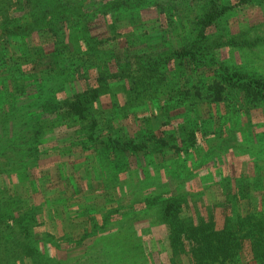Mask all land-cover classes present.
I'll return each instance as SVG.
<instances>
[{"label": "rangeland", "instance_id": "rangeland-1", "mask_svg": "<svg viewBox=\"0 0 264 264\" xmlns=\"http://www.w3.org/2000/svg\"><path fill=\"white\" fill-rule=\"evenodd\" d=\"M128 1V7L113 8L115 17L135 20L134 15L141 14L146 23L160 19L161 29L170 25L167 16L175 8L182 10V18L188 17L184 22L188 27H196L197 18L211 2L160 0L168 11L165 16L152 8L154 0ZM217 1L231 7L212 30L211 45L222 39L221 46L212 51L218 65L264 81V0H247L242 6L240 0ZM34 2L31 12L23 14L13 0H0V30L8 20L4 19L7 10L12 16H29L34 27L43 30L52 26L51 19L75 14V8L84 6L86 0ZM104 2L108 5V0ZM100 22L106 25L103 18ZM187 26L180 31L177 25V34H188L191 29ZM39 36L35 35V40ZM52 76L30 78V85L18 99L24 107H17L16 100L9 97L12 87L4 85L6 79L0 74L4 85L2 88L0 83V173L17 169L21 179L16 181L19 187L16 182L9 188L0 183V214L25 221L32 230V245L44 256L37 260L23 257L14 264H204L193 257L198 242L192 238L195 231L189 229L206 223H215L217 230L227 223L240 242L235 254L216 264H264V100L250 101L243 92L230 88L226 101L196 105L192 118L190 111H184L187 102L176 107L172 103L177 100H160L171 89L166 84L177 83V78L168 83L144 77V107L131 102L126 106L127 96L117 97L122 108L115 109L111 128L119 133L120 145L125 144L123 133H136L141 146L121 151L107 148L110 141L106 136L91 141L87 129H69L67 133L66 128L52 130L51 121L42 123L41 113L34 111L35 116H31V109L42 105L43 92L61 89L62 79ZM187 77L195 93L194 86L200 80L211 82L213 73L208 70L207 74ZM206 85L200 87L208 91ZM115 90L120 94L128 91L121 87ZM30 94L33 99L27 97ZM128 108L138 111L134 121L122 120ZM1 109H14L10 122L15 125L7 123ZM166 110L172 114L168 126L163 125ZM188 121L189 133L185 135ZM103 123L99 134L106 135L108 122ZM158 139H165L167 146ZM64 169L73 185L65 181L71 198L61 205L63 201L56 194L64 193L63 183L53 182L51 176ZM170 202L176 204L173 217L166 212ZM13 222H8L12 229L0 224V253L15 250L12 241L18 230Z\"/></svg>", "mask_w": 264, "mask_h": 264}, {"label": "trees", "instance_id": "trees-1", "mask_svg": "<svg viewBox=\"0 0 264 264\" xmlns=\"http://www.w3.org/2000/svg\"><path fill=\"white\" fill-rule=\"evenodd\" d=\"M34 1L13 0L15 2L13 5L18 7L19 11H23V14H28L31 12L30 8L35 3ZM104 1L86 0L84 6L75 8L77 10L75 14L64 15L61 20L51 19L50 25L52 26L43 30L35 28L29 16L26 19L16 15L15 17L10 15L11 10H7L4 19L8 20L4 21L5 25L3 24V29L0 30V74H4V79H6L4 85L8 84L9 88L10 86L12 89L14 88V90H10L9 97L13 102L16 100L17 107H24L18 99H21L20 95H23V91L30 85L34 76L45 74L50 77L53 75L52 79L55 78L54 75L59 76L62 79L61 89L55 92L48 89L46 93L43 92L41 94L42 105L37 107V110L32 108L31 116H35L34 111H38L37 113H41L38 115L42 116V123L46 119L51 121L52 130L66 128L67 130L64 132L67 133L69 129L74 131L76 128L87 129L88 139L91 141L106 136L110 141L106 145L107 148L116 147L118 150L124 151L129 147L139 150L141 146L136 142L139 138L136 133L133 135L123 133L122 137L126 140L124 145H120L118 142L119 133L111 128L113 120L116 119L115 109L122 108V105L118 104L117 97L119 95L127 96L126 106L131 102L132 105L139 104L138 107H144V77L157 78L156 81L162 79V82L168 83L173 82L174 77L177 78V83L166 84L170 85L171 89L169 87L168 92H162L163 96L160 100L165 102L167 97L171 101L177 100L172 103L176 107L178 105L183 107L187 102L188 109L184 111H190L192 118V113L193 115L194 112L197 113L196 105L206 102L211 104L224 102L227 100L225 96L227 93L229 94L228 89L230 88L237 90V93L243 92V97L250 101L264 100L263 80L234 71L226 65H218L212 52L221 46L222 41V39L214 40V44H210L212 30L226 12L231 10V7L224 6L217 0H211L203 14L197 18L194 28H190L184 23L189 20L188 17L182 18V10L175 8V12H171V16H167L169 20L165 18L166 22L167 20L170 22V25L166 24L167 27L161 29L160 19L146 23L141 14H135L138 15L137 17L134 15L135 20H122L115 17L112 13L113 8L128 7L130 4L128 0H108V5ZM133 2L136 4L137 0ZM153 2L152 8L157 12L160 9L159 13L166 16L168 11L163 7L164 4L160 0ZM105 5L109 7L105 9ZM239 5H247V0H240ZM142 11L141 9L140 12ZM91 15L93 16L91 17ZM99 18L106 20V25L104 22L101 23ZM16 23L18 25H15ZM177 25L180 31L183 30L182 27L186 26L191 30L188 34L179 36L176 30ZM149 27L151 31L148 29ZM35 35H40L38 40H35ZM150 40H153V43ZM208 70L213 73L211 82L208 83L206 80L205 83L200 80L194 86L196 89L194 93L193 85L190 82L191 78H188L187 74H207ZM217 77H220L221 80H218ZM200 84H207L208 91L201 88ZM1 85L3 88L4 85L2 83ZM119 87L128 91L125 94H120L115 90ZM17 94L19 97L16 98ZM32 96V94L27 95L28 98L33 99ZM36 100L39 101V98ZM14 109H1L2 117L7 120V123H10L9 125H15L10 122ZM126 111L128 113L127 115L123 114L122 120L127 118L134 121L133 116H138L137 110L134 112L128 108ZM20 114H25V112ZM164 114L163 125L168 126L172 123L171 111L166 110ZM103 122H108L106 135L99 134L100 127L104 125ZM188 123L189 121L184 128L186 129L185 135L189 133L190 125ZM12 127L14 126H10L9 129ZM190 130V133L193 134L194 130ZM10 133L13 134V132ZM164 133L165 131L162 134ZM163 137L165 138V136ZM157 142L167 146L165 139H158ZM105 144L107 143L105 142ZM164 152L166 154L167 150L163 149L162 153ZM16 170L11 168L8 171H1V185L9 188L12 184H17L19 187L20 185L16 181L21 179L15 172ZM56 172L55 176H51V179L53 182L63 183V191L62 189L58 190L64 193L60 194L57 191L56 197H61L63 203L60 202V204L65 205L64 202L69 203L68 199L71 198L67 195L69 191L65 188V181L68 186L73 184H71L69 172L65 169L63 171L56 170ZM65 172L67 173L65 174ZM26 175L31 179L29 174L26 173ZM15 182L16 184H14ZM69 188L71 191V187ZM76 197L78 199L77 195ZM73 198L75 199V196ZM174 210H176V204L170 202L166 210L167 215L173 217ZM15 216L6 213L0 214V224L10 228L8 222L13 220V228L18 230V237L12 241L15 250L9 254L5 253L7 251L0 253V264H14L16 260L18 262V259L23 257L34 260H37V257L44 258L38 248L36 249L32 245V230L26 226L25 221L16 219L19 216ZM227 225L226 223L225 228L221 230L215 229V223H206L197 229H189V231H195L192 238L198 242L193 253L196 260L198 259L204 264H216L219 261H226L232 253L235 254L240 249V242L234 236L235 232L229 230ZM209 229L213 231L208 232ZM203 230H205V234H199V231Z\"/></svg>", "mask_w": 264, "mask_h": 264}]
</instances>
